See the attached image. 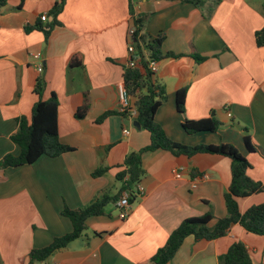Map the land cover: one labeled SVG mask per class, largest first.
Wrapping results in <instances>:
<instances>
[{
	"label": "crops",
	"instance_id": "crops-1",
	"mask_svg": "<svg viewBox=\"0 0 264 264\" xmlns=\"http://www.w3.org/2000/svg\"><path fill=\"white\" fill-rule=\"evenodd\" d=\"M57 1L25 0L19 9L20 0H9L0 7V161L20 154L11 137L19 118H32L39 78L46 82L43 100L58 97L59 139L73 149L58 157L42 156L32 165L0 168V264H151L185 220L212 214L214 226L227 216L230 159L146 152L145 193L133 199L128 218L119 217V199L47 262L31 263L29 255L72 231L62 215L65 208L80 209L104 194L120 197L117 175L127 155L151 143L150 133L136 126L137 116L119 110L132 11L146 18L148 40L165 36L167 57L158 62L154 78L167 90L156 114L166 135L191 147L232 144L251 164L249 176L264 184V48L256 43V33L264 27V1L207 0L197 5L192 0H133V5L131 0H66L60 25L46 38L44 28L52 22L49 12ZM207 5L209 12L203 8ZM195 55L206 60L198 62ZM74 59L78 63L73 65ZM182 89L187 90L184 114L176 104ZM131 101L136 106V99ZM85 105L87 115L77 119ZM107 112L115 114L99 123ZM213 118L222 124L215 133L189 135L183 130L186 119ZM247 135L254 152L247 149ZM100 168L107 173L93 177ZM238 204L245 213L264 204V193L239 198ZM237 242L246 246L254 264H264V236L239 223L217 240L187 238L169 264H220Z\"/></svg>",
	"mask_w": 264,
	"mask_h": 264
},
{
	"label": "trees",
	"instance_id": "trees-1",
	"mask_svg": "<svg viewBox=\"0 0 264 264\" xmlns=\"http://www.w3.org/2000/svg\"><path fill=\"white\" fill-rule=\"evenodd\" d=\"M9 0H0V7L5 6ZM21 8L25 0H20ZM195 4L202 3L200 0H192ZM66 0H58L49 12L52 22L44 28L46 38L51 31L60 25L58 17L63 13ZM264 12V4H263ZM133 27L135 29L134 42L138 44L137 54L140 56L138 66L135 68L125 67L124 84L131 98L136 99L137 122L143 130L150 133L151 143L144 149L131 152L124 161V170L117 175V180L122 183L121 196L111 197L107 194L97 197L91 204L77 210L65 208L62 215L68 218L72 224V231L62 237L55 238L53 242L39 250H33L29 259L31 263L47 262L56 252L67 248L72 242L81 238L88 230V221L94 217L105 215L106 208L112 203L117 202L123 193L130 194V202L135 198V187L140 184L146 171L143 167L142 156L146 152L164 150L174 156H185L189 159L199 154L223 156L231 160V184L225 194L227 216L219 219L214 226H210L214 220L212 214L202 217H195L185 220L168 238L164 247L159 249L151 259V264H169L183 246L185 240L194 237L196 241H213L227 235L234 224H240L247 232L264 236V204L252 206L245 213L239 209L238 199L247 198L254 194L264 193V184L255 181L249 176L251 164L248 159L232 144L220 145H198L187 146L171 140L156 121V114L163 103L167 100L166 87L158 83L154 74L149 70L150 60L161 61L167 57L163 53V43L165 36L160 35L153 41L144 35L146 18L135 15ZM256 43L258 47L264 48V27L256 33ZM198 62L206 59L195 55ZM72 60L71 64L78 63ZM46 89V82L39 78L35 93L39 100L34 105L32 118L21 117L18 119V129L11 139L20 148L18 156L6 155L0 161L1 169L19 168L32 165L42 156L58 157L73 151L72 148L65 146L59 139L58 111L59 100L55 94L47 101L43 100ZM187 90L182 89L177 92L176 104L181 114L185 113ZM89 108L83 106L75 114L77 119H84ZM114 112H107L98 122L101 123ZM222 124L216 119H204L193 121L186 119L182 125L183 130L189 135L199 133H215L221 128ZM245 144L249 151H256L250 137L245 136ZM264 155V153H263ZM107 168H100L93 173V177H102L107 173ZM220 264H254L242 242L234 243L229 251L220 258Z\"/></svg>",
	"mask_w": 264,
	"mask_h": 264
},
{
	"label": "built area",
	"instance_id": "built-area-1",
	"mask_svg": "<svg viewBox=\"0 0 264 264\" xmlns=\"http://www.w3.org/2000/svg\"><path fill=\"white\" fill-rule=\"evenodd\" d=\"M131 3L134 5L135 2L133 0H131ZM42 21H46L47 20V16H43L41 18ZM134 33H135V29H130L129 31V44H128V54H129V60H128V64L126 67H130V68H135L138 66L139 60H140V56L137 54V49L135 47V42H134ZM148 68L149 70L152 72V74H156L158 72V61L155 60H150L149 64H148ZM37 70L39 73L43 72V65L40 64L37 66ZM119 90V98H120V113L123 115H127L130 113H133L135 116H137V108L136 106H134L132 104L131 101V97L125 87V84H120L118 87ZM231 116V115H229ZM124 134L126 136L130 135V130L129 129H125ZM177 178L181 177V173L178 172L176 174ZM196 187V186H195ZM145 190L144 187L140 184L136 185L135 187V193L134 196L137 197H142L144 196ZM117 205L119 207L120 210V215L119 217L121 219H126L128 218L130 211H131V202H130V194L129 193H124L123 196L120 198V200L117 202Z\"/></svg>",
	"mask_w": 264,
	"mask_h": 264
},
{
	"label": "rangeland",
	"instance_id": "rangeland-1",
	"mask_svg": "<svg viewBox=\"0 0 264 264\" xmlns=\"http://www.w3.org/2000/svg\"><path fill=\"white\" fill-rule=\"evenodd\" d=\"M200 1H202V4H203L204 2L206 3L207 0H200ZM262 1H264V0H262ZM203 8H204L206 11H208V12H209V10H211V7L208 6V5H207V6H204Z\"/></svg>",
	"mask_w": 264,
	"mask_h": 264
},
{
	"label": "water",
	"instance_id": "water-1",
	"mask_svg": "<svg viewBox=\"0 0 264 264\" xmlns=\"http://www.w3.org/2000/svg\"><path fill=\"white\" fill-rule=\"evenodd\" d=\"M135 47H136V49L138 50V44H137L136 42H135ZM136 126H137L138 128H141L140 125H139L138 123L136 124Z\"/></svg>",
	"mask_w": 264,
	"mask_h": 264
}]
</instances>
